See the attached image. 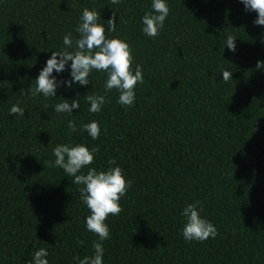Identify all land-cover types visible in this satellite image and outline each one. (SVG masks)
I'll return each instance as SVG.
<instances>
[{"label":"trees","instance_id":"obj_1","mask_svg":"<svg viewBox=\"0 0 264 264\" xmlns=\"http://www.w3.org/2000/svg\"><path fill=\"white\" fill-rule=\"evenodd\" d=\"M169 14L155 37L141 31L151 0H0V264H28L47 249L49 264H75L90 255L96 234L84 226L89 210L79 186L51 165L58 143L98 146L90 166L112 160L131 180L120 212L109 214L103 264H264V26L241 0H168ZM95 8L109 35L127 39L132 67L143 82L131 106L105 92L106 73L93 70L86 86H63L80 107L56 113L63 96H33L35 77L52 49ZM235 38V52L225 40ZM221 68L231 71L225 81ZM68 72L58 78L67 77ZM104 93L100 112L90 94ZM17 104L22 118L9 114ZM72 119L76 131L69 132ZM100 124L92 139L81 125ZM86 170V169H85ZM199 201L215 237L185 241L180 210Z\"/></svg>","mask_w":264,"mask_h":264},{"label":"clouds","instance_id":"obj_2","mask_svg":"<svg viewBox=\"0 0 264 264\" xmlns=\"http://www.w3.org/2000/svg\"><path fill=\"white\" fill-rule=\"evenodd\" d=\"M119 0H112L117 4ZM245 11L256 13L253 24L264 26V0H241ZM151 11H146L140 18L141 31L148 37H155L164 27V21L169 14L168 0H151ZM101 15L93 8L85 7L81 11L79 21L75 26L78 34L73 38L72 33H66L62 39V47L52 49L51 54L44 60L35 79V86L29 89L31 95H42L45 98L63 96L57 95V89L63 86L71 89L76 85L86 86L89 75L93 70L105 72L106 79L103 87L105 92L115 88L118 92L117 102L131 106L135 100V86L143 82L142 67L136 64L133 68L132 50L126 38L119 35H109L116 30V21L110 17L107 23L101 22ZM264 41V30L260 33ZM228 51L235 52V38L228 35L225 40ZM255 67L264 70V60L258 59ZM67 69L68 76L58 78ZM222 80L232 79L231 71L221 68ZM76 93L71 98L51 105L56 113L71 114L73 109L80 107ZM89 102L88 111L100 112L106 103L104 93L90 94L86 97ZM14 118H22L24 109L13 104L8 109ZM69 132L76 131L72 119L66 121ZM81 130L95 139L100 135V124L90 120L82 124ZM98 146L84 143H58L52 148L54 159L50 161L54 167L63 170L66 176L72 177V183L79 186L81 202L87 206L89 214L84 218L85 228L96 234L93 240L92 253L83 257H74L75 264H103L104 247L102 241L109 238V225L106 217L120 212V198L125 195L131 180L126 177L120 165L109 160L105 168L90 166L97 153ZM86 169V170H85ZM183 225L179 229L185 241H204L217 234L216 226L202 215L200 202L193 200L186 203L180 210ZM48 251L44 247L36 248L31 254L28 264H49Z\"/></svg>","mask_w":264,"mask_h":264}]
</instances>
